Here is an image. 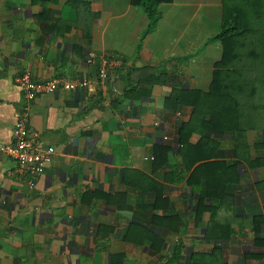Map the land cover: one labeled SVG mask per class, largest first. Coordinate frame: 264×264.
I'll return each instance as SVG.
<instances>
[{
    "label": "crops",
    "instance_id": "crops-1",
    "mask_svg": "<svg viewBox=\"0 0 264 264\" xmlns=\"http://www.w3.org/2000/svg\"><path fill=\"white\" fill-rule=\"evenodd\" d=\"M160 10L141 41L149 19L132 0H0V264H169L177 248L172 264H264V165L247 160L264 156L251 146L264 143V129L235 140L206 131L193 106L172 108L177 89L211 87L222 0ZM102 57L114 66L105 80ZM27 70L88 86L30 100L19 82ZM24 108L29 136L55 148L35 179L4 151ZM179 122L194 130L189 146L177 139ZM157 146L169 149L160 167ZM203 184L215 211L197 210Z\"/></svg>",
    "mask_w": 264,
    "mask_h": 264
},
{
    "label": "trees",
    "instance_id": "trees-1",
    "mask_svg": "<svg viewBox=\"0 0 264 264\" xmlns=\"http://www.w3.org/2000/svg\"><path fill=\"white\" fill-rule=\"evenodd\" d=\"M172 2L174 0H132L133 5L141 7L149 19L141 41H144L156 29L158 21L162 18L161 5ZM222 7L221 30L214 39L221 41L223 55L215 63L211 87L207 93L191 89H177L173 100L175 105L172 108L176 112L179 109L182 110L184 106H193V117L198 116L203 119L205 116L203 123L206 131L218 135L231 132L235 140H239L245 136L248 129L264 127V116H259L260 113L264 114V102L260 101L262 96L258 95L264 89V0H222ZM188 57L180 59L186 61ZM161 76L163 75L154 74L152 81L158 80ZM128 90L127 88L126 93ZM132 90L141 91L142 89L134 86ZM129 95L130 93L127 97ZM257 98L258 102H256ZM190 126V122L178 123L177 139L183 145L189 146V138L194 132ZM258 147L263 148L264 143L256 145V148ZM168 151L166 146L155 148L156 167L167 164ZM213 156L214 153L209 158H213ZM247 160L250 161L251 166L264 165V156H258L255 161ZM213 163L218 166L216 169H224L222 166L226 169L233 168V165L227 163L221 162L218 165L217 162ZM213 177L219 182L222 181L221 174ZM213 177L211 178L214 185H210L212 191L217 190L215 185L217 182ZM231 180L238 184L241 181V176L235 173V177ZM202 186H204L202 190L200 187L195 190L200 193L198 212L201 213L208 209L215 211L219 206L211 205L209 202L215 200V195L213 196V192H210L209 185L203 184ZM207 199L208 201H206ZM255 221L256 225H261L263 218H256ZM154 250L158 251L157 248ZM180 252L181 250L177 248L172 253V257L168 261L169 264L177 260Z\"/></svg>",
    "mask_w": 264,
    "mask_h": 264
},
{
    "label": "built area",
    "instance_id": "built-area-1",
    "mask_svg": "<svg viewBox=\"0 0 264 264\" xmlns=\"http://www.w3.org/2000/svg\"><path fill=\"white\" fill-rule=\"evenodd\" d=\"M89 63L97 62V54L90 51L87 56ZM114 66L102 57V66L99 70V77L105 80L109 77L110 68ZM25 96L33 100L39 94L54 92L60 88L65 90H76L88 86L87 79L68 80L65 78H55L47 81H38L32 78V73L27 70L20 78ZM27 108H24L23 114L17 118L12 130V141L4 147V151L12 157L21 172L30 174L34 179L38 178L46 166L51 163L55 148L48 147L41 149L38 144L29 136L28 124L29 118ZM166 139H169L167 136ZM154 159V157H153Z\"/></svg>",
    "mask_w": 264,
    "mask_h": 264
},
{
    "label": "rangeland",
    "instance_id": "rangeland-1",
    "mask_svg": "<svg viewBox=\"0 0 264 264\" xmlns=\"http://www.w3.org/2000/svg\"><path fill=\"white\" fill-rule=\"evenodd\" d=\"M222 13H223V7H222ZM214 16H215V15H214ZM215 17H216V16H215ZM219 18H222L221 15L219 16ZM215 19H216V18H215ZM221 20H222V19H221ZM220 30H221V28H220ZM215 40H216V39H215ZM221 44H222V43H221ZM222 48H223V45H222ZM261 93H262V94H261ZM261 93L259 92L258 95H259V97H260V95L262 96V98L260 99V101H261V102H262V101L264 102V96H263V95H264V89L261 91ZM257 97H258V96H257ZM256 102H258V98H257V101H256ZM263 111H264V110H263ZM259 116H264V114H263V113H260ZM258 122H259V121H258ZM263 123H264V121H263ZM261 128L264 129L263 126H262ZM261 128H260V129H261ZM255 130L257 131V130H259V129H248L247 132H246V137H247L249 131H255ZM263 131H264V130H263ZM226 134H227V135H230V136L233 135L231 132H227ZM226 134H225V135H226ZM216 135H218V134H216ZM219 136H220V135H219ZM258 138H259V139H258ZM262 139H263V138L260 139V137H256L255 142H257V143L253 142L254 144L251 145V146L254 147V145L256 146L257 144L262 143V141H263ZM247 142H248V138H247Z\"/></svg>",
    "mask_w": 264,
    "mask_h": 264
}]
</instances>
